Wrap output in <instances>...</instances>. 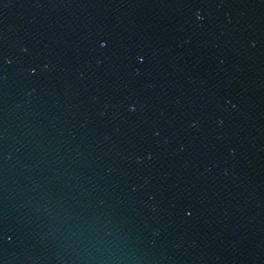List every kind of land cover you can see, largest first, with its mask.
<instances>
[{
  "label": "water",
  "instance_id": "obj_1",
  "mask_svg": "<svg viewBox=\"0 0 264 264\" xmlns=\"http://www.w3.org/2000/svg\"><path fill=\"white\" fill-rule=\"evenodd\" d=\"M0 264H264V0H0Z\"/></svg>",
  "mask_w": 264,
  "mask_h": 264
}]
</instances>
